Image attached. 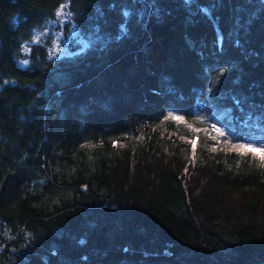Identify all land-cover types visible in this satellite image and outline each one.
Here are the masks:
<instances>
[{
	"label": "trees",
	"instance_id": "trees-1",
	"mask_svg": "<svg viewBox=\"0 0 264 264\" xmlns=\"http://www.w3.org/2000/svg\"><path fill=\"white\" fill-rule=\"evenodd\" d=\"M233 145L264 147V0H0V264H264Z\"/></svg>",
	"mask_w": 264,
	"mask_h": 264
},
{
	"label": "rangeland",
	"instance_id": "rangeland-1",
	"mask_svg": "<svg viewBox=\"0 0 264 264\" xmlns=\"http://www.w3.org/2000/svg\"><path fill=\"white\" fill-rule=\"evenodd\" d=\"M56 33L54 34L53 50L56 55L58 54H70L71 48L74 46V43L77 41L81 42L73 30H69L65 33V27L58 26L54 28Z\"/></svg>",
	"mask_w": 264,
	"mask_h": 264
},
{
	"label": "snow or ice",
	"instance_id": "snow-or-ice-1",
	"mask_svg": "<svg viewBox=\"0 0 264 264\" xmlns=\"http://www.w3.org/2000/svg\"><path fill=\"white\" fill-rule=\"evenodd\" d=\"M63 8V6H61ZM61 15V12L58 10L57 16ZM23 63H27V61H24ZM234 148L243 150L245 152H251V153H258L261 157V160L264 161V147L262 148H254L251 145H233Z\"/></svg>",
	"mask_w": 264,
	"mask_h": 264
}]
</instances>
